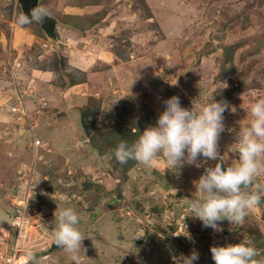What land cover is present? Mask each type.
I'll return each instance as SVG.
<instances>
[{"label":"rangeland","instance_id":"374dc122","mask_svg":"<svg viewBox=\"0 0 264 264\" xmlns=\"http://www.w3.org/2000/svg\"><path fill=\"white\" fill-rule=\"evenodd\" d=\"M39 7L60 21L58 40H48L37 21L24 25L36 41L15 63L10 29L22 11L17 0H0V228L9 230L8 243L14 232L7 197L19 171L35 162L36 189L48 192L29 202L34 226L19 240L26 264L29 254L38 264H172V255L193 250V264H214L211 247L237 243L255 247L264 261V193L241 224L224 221L223 232L214 233L190 217L183 198H197L192 182L215 162L200 157V167L185 164L176 174L163 159L148 167L111 154L121 139L131 144L155 125L164 100L178 96L190 109L198 98V109L214 97L228 104L220 154L226 165L235 162V136L250 119L249 105L264 99V0H39ZM46 71L45 88L77 87L75 115L88 145L52 163L44 145L35 160L30 147L40 139L41 114L55 118L40 92L37 73ZM35 98L41 114L30 110ZM13 107L25 108L29 119ZM66 207L78 213L86 237L77 253L53 247L50 230Z\"/></svg>","mask_w":264,"mask_h":264},{"label":"clouds","instance_id":"9594fccd","mask_svg":"<svg viewBox=\"0 0 264 264\" xmlns=\"http://www.w3.org/2000/svg\"><path fill=\"white\" fill-rule=\"evenodd\" d=\"M45 16V10L40 8L22 13L18 22L21 26L33 21L42 23ZM175 86H178L177 80ZM163 104L164 110L155 125L147 126L142 133L137 131L139 136L131 144L121 139L113 150L115 159L121 164L133 160L148 167L163 159L176 174L185 164L200 167L197 164L200 157L204 158V163L215 162L214 166L205 167L203 174L192 182L197 198H183L190 217L198 219L204 228L214 233L223 232L224 221L241 224L250 210L258 207L264 193V183L257 182L258 177L264 175V99L249 105L250 119L235 136V162L227 165L219 150V140L225 131L226 101L211 97L207 104L194 109V105L199 104L197 98L192 101V107L186 109L178 96H172ZM231 111L235 113L236 109ZM79 221L80 216L72 207L59 211L57 226L50 230L55 246L69 254L83 249L82 241L86 237L79 230ZM210 253L214 264H264L258 259L259 251L245 243L213 246ZM29 255L32 264H38L35 257ZM198 259L199 253L195 250L186 257L183 254L171 256L172 264H193Z\"/></svg>","mask_w":264,"mask_h":264},{"label":"crops","instance_id":"0c3cea01","mask_svg":"<svg viewBox=\"0 0 264 264\" xmlns=\"http://www.w3.org/2000/svg\"><path fill=\"white\" fill-rule=\"evenodd\" d=\"M11 24V23H10ZM11 34H10V47L13 51L16 52L14 55V62L17 63L21 58L22 53L28 51L33 43L36 41V36L29 31L27 26H21L12 22ZM2 38L5 39V36L2 35ZM2 39V43L4 42ZM3 51L5 50V44L3 43ZM10 49V50H11ZM41 71V70H40ZM36 73V71H33ZM39 75L40 80V92H42V98H46L47 102L55 109L53 111L55 113V118L53 116H48L41 114L38 110V101L36 98L30 100V110L32 112H37V114L42 115V121L40 122V130H37V133L40 139H43L44 145V160L46 162H54V160H62L63 158H68L72 154L80 153L83 150L88 151V145H84L85 142L80 140L82 136L81 127L79 124V120L76 114V103H79V95H77L74 90L77 87H72L65 92H56L50 89L45 88V85L50 86V78L49 74L51 72H41L37 73ZM49 78V79H48ZM75 95H74V94ZM63 99V101H62ZM74 109V110H72ZM74 111V113H73ZM35 112V113H36ZM60 115L56 117V115ZM44 115V116H43ZM39 116V115H38ZM39 119V120H41ZM39 124V123H38ZM22 132V129L19 130ZM79 143L81 146L79 147ZM47 148V149H46ZM84 148V149H83ZM93 225V223H92ZM94 226V225H93Z\"/></svg>","mask_w":264,"mask_h":264},{"label":"built area","instance_id":"2783aa9c","mask_svg":"<svg viewBox=\"0 0 264 264\" xmlns=\"http://www.w3.org/2000/svg\"><path fill=\"white\" fill-rule=\"evenodd\" d=\"M13 112L23 113L24 118L27 120V111L25 108L22 110L17 109V107L12 108ZM32 121H30L31 123ZM31 129L33 127L31 126ZM43 146L40 139L34 138L30 141V147L33 150L34 160L37 158L38 149ZM35 162L27 170L19 171V176L17 182L12 189V193L8 194V200L12 206L11 216H10V230L14 232V241L8 243L9 230L6 228H0V264H22L20 259L22 254H19V240L26 236L28 230L31 229L33 225V210L29 203L34 195H39L41 193H48L47 191L41 189L38 191L35 185ZM43 190V191H42ZM39 193V194H38ZM30 204V205H29ZM31 207H29V206ZM36 207V206H35ZM36 212V211H35ZM26 264V263H25Z\"/></svg>","mask_w":264,"mask_h":264},{"label":"water","instance_id":"95a60500","mask_svg":"<svg viewBox=\"0 0 264 264\" xmlns=\"http://www.w3.org/2000/svg\"><path fill=\"white\" fill-rule=\"evenodd\" d=\"M17 1H18V4L20 6L22 13L27 14L30 11H35L37 9H40L39 0H17ZM45 13H46V16L43 19L42 23L39 22L40 29L42 30V32L44 33V35L46 36L48 40L57 42L58 35L56 32V29L60 25V21L56 17L50 14H47L46 11ZM53 247L56 248V246H53Z\"/></svg>","mask_w":264,"mask_h":264},{"label":"bare ground","instance_id":"6f19581e","mask_svg":"<svg viewBox=\"0 0 264 264\" xmlns=\"http://www.w3.org/2000/svg\"><path fill=\"white\" fill-rule=\"evenodd\" d=\"M25 257H26V256H25ZM25 257L23 256V257H21V259H20V260H22V261H21V263H22V264H25V263H27V261H26ZM26 258H27V257H26ZM27 260H28V258H27Z\"/></svg>","mask_w":264,"mask_h":264},{"label":"trees","instance_id":"16d2710c","mask_svg":"<svg viewBox=\"0 0 264 264\" xmlns=\"http://www.w3.org/2000/svg\"><path fill=\"white\" fill-rule=\"evenodd\" d=\"M80 123H82L81 125L83 126V129L86 131V129H87V126L84 124V122H83V120L81 119V122ZM113 152L111 151V154H112Z\"/></svg>","mask_w":264,"mask_h":264}]
</instances>
